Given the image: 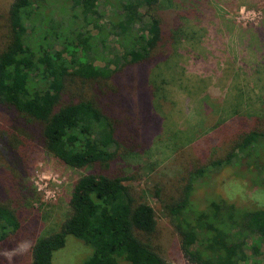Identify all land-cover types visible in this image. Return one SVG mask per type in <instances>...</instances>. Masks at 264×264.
Here are the masks:
<instances>
[{
    "label": "trees",
    "instance_id": "trees-1",
    "mask_svg": "<svg viewBox=\"0 0 264 264\" xmlns=\"http://www.w3.org/2000/svg\"><path fill=\"white\" fill-rule=\"evenodd\" d=\"M179 32L160 0H9L0 8V264L23 242L30 264H53L68 236L90 248L83 264H172L159 252L152 202L174 222L188 264H264V208L239 209L203 190V207L190 209L194 186L220 171L244 172L264 190V104L260 114L234 112L207 138L220 146L188 155L168 177L144 178L130 163L148 144L130 109L133 90L144 89L136 71L166 61ZM36 149L83 172L58 229L39 237L27 182Z\"/></svg>",
    "mask_w": 264,
    "mask_h": 264
},
{
    "label": "rangeland",
    "instance_id": "rangeland-1",
    "mask_svg": "<svg viewBox=\"0 0 264 264\" xmlns=\"http://www.w3.org/2000/svg\"><path fill=\"white\" fill-rule=\"evenodd\" d=\"M8 1L0 0V8ZM160 3L177 16L181 32L166 61L136 71V75L144 73V89L139 84L133 90L130 109L145 125L148 144L144 154L130 163L142 167L144 178L154 172L168 177L188 155H204L209 148L220 146L219 139L207 141L214 128L231 119L234 112L238 116L260 114L264 104V0ZM76 92L72 84L68 96L75 98ZM28 162V186L36 192L28 210L39 237L58 229L72 184L83 172L61 164L41 149L33 150ZM242 174L220 171L196 184L190 209L203 207L200 201L209 197L203 190L216 192L239 209L264 208V190L253 189L248 176ZM238 185L245 186L244 199L229 200L226 192H235ZM152 205L159 224L160 254L169 263L188 264L174 222L158 203ZM90 255L89 247L68 236L52 261L83 264ZM4 256L8 264H30L29 243H21Z\"/></svg>",
    "mask_w": 264,
    "mask_h": 264
},
{
    "label": "clouds",
    "instance_id": "clouds-1",
    "mask_svg": "<svg viewBox=\"0 0 264 264\" xmlns=\"http://www.w3.org/2000/svg\"><path fill=\"white\" fill-rule=\"evenodd\" d=\"M245 194V186L244 185H238L237 190L235 192H226V196L229 200H234L236 197H240L241 199H244ZM27 243V242H25Z\"/></svg>",
    "mask_w": 264,
    "mask_h": 264
}]
</instances>
